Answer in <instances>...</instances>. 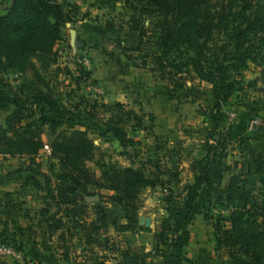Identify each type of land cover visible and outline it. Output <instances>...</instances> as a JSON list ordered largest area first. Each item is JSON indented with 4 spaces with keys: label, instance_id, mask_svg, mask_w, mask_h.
I'll list each match as a JSON object with an SVG mask.
<instances>
[{
    "label": "trees",
    "instance_id": "obj_1",
    "mask_svg": "<svg viewBox=\"0 0 264 264\" xmlns=\"http://www.w3.org/2000/svg\"><path fill=\"white\" fill-rule=\"evenodd\" d=\"M253 3V0L120 1V7L128 13L129 31L155 39V50L141 59V67H148L165 81L167 91L172 94L183 91L188 81L191 89L205 82L216 100L208 112L209 129L201 144L203 154L190 163L193 182L184 186L186 195L181 206L171 197L168 199L167 217L154 234L155 249L159 244L165 245L161 261L155 264H196L187 251L191 236L188 225L197 214L210 218L207 214L213 205L226 212L225 215L218 213L213 222L217 247L227 248L232 258L241 252L249 259L248 264H264V194L255 197L240 172L226 177L232 169L226 163V144L232 129L220 130L225 118L222 107L242 88V73L249 63L260 67L264 84V16L248 14ZM0 5H3L0 109L12 107L4 125H0V154L30 160L24 167L29 174L26 179L43 192L46 230L49 234L60 230V247L66 238L95 244L100 229L106 231L108 225H118L119 218L126 220L122 227L133 230L137 224L138 197L141 191L155 185L156 177L151 179L133 166L112 171L102 169L97 176L87 165L97 149L88 131L96 127L90 126L87 120L97 119L98 107H102L109 115L101 123L103 130L99 134L111 136L122 147H128L138 143L129 131L135 133L147 128L144 116L119 101L111 104L93 101L85 115L66 110L59 105L41 73L42 69L56 64L55 43L62 38L63 26L74 20L79 6L68 0H0ZM216 36L220 39L214 46ZM9 70L22 77L21 83L14 87L1 76ZM79 72L78 81L95 83L90 70L81 66ZM34 115L38 116L39 125L32 121L23 123ZM44 125L48 128V156L55 160L48 166V172L32 167L44 145ZM250 163L256 172H264L261 155L251 153ZM89 186L112 192V208L101 207L91 224L82 216L85 200L76 205L74 197L76 192L86 191ZM203 193L209 199L201 206L198 197ZM51 207H55L53 213L49 212ZM112 212L117 217L108 221ZM26 216L24 212L23 217Z\"/></svg>",
    "mask_w": 264,
    "mask_h": 264
},
{
    "label": "rangeland",
    "instance_id": "obj_2",
    "mask_svg": "<svg viewBox=\"0 0 264 264\" xmlns=\"http://www.w3.org/2000/svg\"><path fill=\"white\" fill-rule=\"evenodd\" d=\"M68 1L76 3L79 12L73 21L63 26L62 38L54 46L57 62L41 70L44 80L52 89L59 105L80 115H85L93 101L99 104L122 101L126 107L134 108L144 117L146 115L143 120L146 129L135 133L129 131L130 135L138 139V143L122 147L113 137L99 134L103 130L101 123L109 115L99 106L97 119L87 120L90 126L96 127L94 130L89 128L88 131L97 146L93 159L87 165L97 176L102 169L112 171L129 166L137 167L151 179L156 177V183L141 191L138 197L135 214L137 224L133 230L122 227L126 220L119 218L118 225H108L106 231L100 229L95 244L83 245L76 238H66L62 240L60 247L55 236L47 234L44 229V194L26 179L29 174L24 167L30 160L0 154V184L4 178L16 179L19 188V183L22 182L16 194L4 196L0 190V214L3 211L2 201H8L22 217V220L17 218L11 227L4 226L0 218V241L11 245L16 254L11 257L0 255V264L159 263L165 245L159 244V250H156L154 234L162 219L167 217L168 199L171 197L177 206H181L186 195L184 186L193 182L190 163L203 154L201 144L209 129L208 112L216 100L210 94V85L205 82L191 89V82L188 81L183 91L172 94L167 91L165 81H161L148 67H141V59L155 50V39L150 35L142 37L129 31L128 13L120 7L121 0ZM253 1L248 14L251 17H263L264 0ZM145 25L151 27L148 22ZM219 39L218 36L215 37L214 46L219 43ZM83 58L87 60L85 69L91 71V78L95 80L92 85L100 87L102 93L88 89V82L92 81L77 80ZM1 76L13 87L22 81L21 75L11 70ZM242 76V88L233 94L221 110L225 118L220 130L232 129V136L226 144V163L232 169L226 177L240 172L248 181V190L255 197H261L264 194V172H256L250 158L253 152L264 158V84L260 79V67L255 64L249 63ZM11 109V106L0 109V125H4ZM149 109L153 111L149 112ZM229 113L235 115L232 121L228 119ZM37 117L34 115L23 123L32 121L39 125ZM165 119L176 127L177 134L174 136L160 131ZM251 119H257L258 123L249 129ZM42 129L43 141L48 143V128L44 125ZM54 161L41 151L34 158L32 167L48 172V166ZM38 179L41 180L42 177L39 176ZM163 187L168 192L158 196L156 189ZM111 193L91 186L86 191L76 192V205L81 204L86 196L99 195L97 202L85 201L82 216L87 223L95 221L101 207L112 208ZM207 199L208 195L203 193L198 197V203L203 206ZM53 211L55 207L49 209L50 213ZM24 212L26 217H23ZM218 213L225 215L226 212L213 205L207 214L210 218L206 219L203 214L193 217L188 225L191 234L187 243L189 256L196 260V264H248L249 259L241 252H237L232 258L227 248L217 247L213 222ZM112 217H117L115 212L110 213L108 221ZM223 225L227 227V223Z\"/></svg>",
    "mask_w": 264,
    "mask_h": 264
},
{
    "label": "crops",
    "instance_id": "obj_3",
    "mask_svg": "<svg viewBox=\"0 0 264 264\" xmlns=\"http://www.w3.org/2000/svg\"><path fill=\"white\" fill-rule=\"evenodd\" d=\"M2 9H3V5L2 6L0 5V14L3 13V10ZM119 102L123 103L122 101H119ZM149 105L151 106L152 104L149 103ZM129 108H132V107H129ZM132 109L135 110L134 108H132ZM150 111H153V110L152 109H149V112ZM136 112L138 113L139 111H136ZM141 112H143V111H141ZM166 116H168V115H166ZM144 118H146V115H145ZM166 119H165V122H164L165 124L162 126V128L160 129V131L162 132V134H169V135H173L174 136L175 134H177V132H176L177 129H176V127L172 123L168 122V120H166ZM156 131H157V129H156ZM134 139H135V137H134ZM136 140H138V139H136ZM179 156H180V154H179ZM0 185H1V189L0 190L3 191L4 196H9V195H12V193H15L16 194V192L20 189V187L22 185V182L19 183V188H18L17 187L18 184H17L16 179H7V178H4L3 181H2V183ZM13 185H14V187H13ZM2 204H3L2 205L3 211H2V214H0V218L3 220L4 226L11 227L12 224L17 220V218H19L20 220H22V217L19 216V214L16 211V209H14L12 207L11 202L9 203L8 201L7 202H3L2 201ZM46 219L47 218L45 216V218L42 219V220H44L43 223H44L45 232L47 234H49L47 232V230H46V227H47V220ZM59 233H60V230H57L54 233L51 232V234H53L55 236L56 242H57L58 245H59V242H58V234ZM81 242H83V245H85V243H84L83 240Z\"/></svg>",
    "mask_w": 264,
    "mask_h": 264
},
{
    "label": "built area",
    "instance_id": "obj_4",
    "mask_svg": "<svg viewBox=\"0 0 264 264\" xmlns=\"http://www.w3.org/2000/svg\"><path fill=\"white\" fill-rule=\"evenodd\" d=\"M81 61H82L81 63L83 64V66L86 67L87 66V60L85 58H83V60H81ZM87 87L91 91H94L96 93H102L100 87H98L97 85H92V83H90V82H88V86ZM234 118H235L234 113H229L228 119L230 121H232ZM257 123H258L257 119H251L250 122H249V129H252L255 126V124H257ZM41 151L45 152L47 155H49L50 154L49 145L44 142V145L41 148L40 152ZM156 190H157L156 194L158 196L164 195V194H166L168 192L166 187H163L161 189L157 188ZM0 255H4L6 257H11V256H15L16 254H15V251H14V249H13V247L11 245H8V244L0 241Z\"/></svg>",
    "mask_w": 264,
    "mask_h": 264
},
{
    "label": "water",
    "instance_id": "obj_5",
    "mask_svg": "<svg viewBox=\"0 0 264 264\" xmlns=\"http://www.w3.org/2000/svg\"><path fill=\"white\" fill-rule=\"evenodd\" d=\"M98 200H99V195L98 194H94V195L85 197V201L86 202H97ZM141 222H142V220L140 219V223Z\"/></svg>",
    "mask_w": 264,
    "mask_h": 264
}]
</instances>
